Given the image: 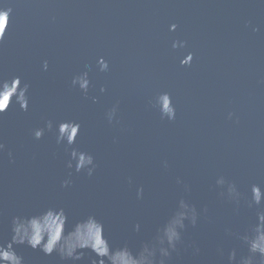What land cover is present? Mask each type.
<instances>
[{"label": "water", "instance_id": "obj_1", "mask_svg": "<svg viewBox=\"0 0 264 264\" xmlns=\"http://www.w3.org/2000/svg\"><path fill=\"white\" fill-rule=\"evenodd\" d=\"M4 5L13 12L0 43V76L19 75L27 82L30 104L26 112L13 104L0 114L5 145L0 242L11 237L13 215L55 205L66 209L68 228L95 215L113 248L127 243L135 250L183 196L207 211L195 227L188 226L171 264H227L232 248L238 257L247 255L225 228L242 232L255 221L256 206H247L250 186L264 187V2L4 0ZM172 23L177 28L169 31ZM174 40L186 41L185 47L173 49ZM187 52L193 60L181 65ZM100 56L109 62L107 72L98 70ZM86 65L91 66L87 95L71 86ZM161 91L173 98L175 120L162 119L150 103ZM117 102L109 123L105 113ZM49 119L53 129L35 139L32 130ZM61 120L81 124L70 147L94 155L92 176L66 166L70 148L56 143L55 124ZM70 172L72 184L61 187ZM220 175L237 184L239 204L220 196L215 185ZM140 186L144 193L138 199ZM136 222L139 233L133 231ZM15 247L27 264H66L56 253ZM84 251L77 264L94 258Z\"/></svg>", "mask_w": 264, "mask_h": 264}, {"label": "clouds", "instance_id": "obj_2", "mask_svg": "<svg viewBox=\"0 0 264 264\" xmlns=\"http://www.w3.org/2000/svg\"><path fill=\"white\" fill-rule=\"evenodd\" d=\"M264 2V0H262ZM13 8L4 5V0H0V43L3 42L6 30L10 26ZM177 28L176 23L169 25V31ZM256 31L257 29H253ZM186 41L174 40L172 48H183ZM193 60V53L187 52L180 59L181 65H189ZM100 72L109 70V62L103 56L96 61ZM44 70L48 68V61L44 60L42 65ZM89 65L85 70L74 75L71 79V86L78 87L85 95L91 86L89 78ZM30 85L22 81L19 75L6 78L0 76V114L6 112L13 104L18 105L22 111H28L30 104L29 97ZM101 92L105 91L102 86ZM98 98L92 97L95 102ZM156 108L161 118L175 120L176 107L171 94L167 91L158 92L150 101ZM118 112V102L109 108L106 119L112 123ZM233 113L229 112L231 119ZM54 122L49 119L45 121L44 127H37L32 130L35 139L44 136L45 131H51ZM81 124L75 120H61L55 124L56 143L65 144V150L69 152L67 167L75 170L76 173H85L92 176L97 168L95 157L91 152L81 150L77 147H70L77 142L80 134ZM5 145L0 142V154L3 153ZM12 158V152H8ZM167 167V161H164ZM72 173L61 180V187H68L72 184ZM131 183V177H129ZM177 183H183L177 178ZM215 185L222 189L220 196L226 197L229 201L236 204L240 203L242 193L234 181L228 180L220 175L215 179ZM184 191H190L187 184L183 185ZM143 186L137 187L136 196L138 199L143 197ZM264 187L258 183L250 186V195L247 199V206H256L255 221L248 224L242 232L233 233L231 228H225V232L234 235L247 248V255L237 256V249L232 248L227 252V264H264ZM201 211L206 212L207 208L198 210L197 206L181 196L174 209L155 228L154 234L145 240L140 241L139 246L134 250L124 243L120 247L113 248L109 239L105 236L104 223L95 215H87L82 219L75 220L69 225V215L62 206H47L34 214L13 215L10 220L11 237L7 242H0V264H27V261L20 255L17 245H28L32 249H39L45 255L50 256L56 253L61 261L66 264H77L85 257V251L94 253V258L90 264H171L172 255L184 242V233L189 225L195 227L201 215ZM67 228V230H66ZM133 231H141V223L133 225ZM199 247L194 248L195 253H199ZM217 251L224 256V249L218 248Z\"/></svg>", "mask_w": 264, "mask_h": 264}]
</instances>
